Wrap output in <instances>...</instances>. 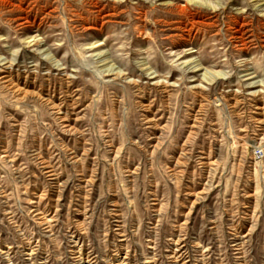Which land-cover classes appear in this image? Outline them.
Masks as SVG:
<instances>
[{
	"label": "rangeland",
	"instance_id": "rangeland-1",
	"mask_svg": "<svg viewBox=\"0 0 264 264\" xmlns=\"http://www.w3.org/2000/svg\"><path fill=\"white\" fill-rule=\"evenodd\" d=\"M0 264H264V0H0Z\"/></svg>",
	"mask_w": 264,
	"mask_h": 264
}]
</instances>
